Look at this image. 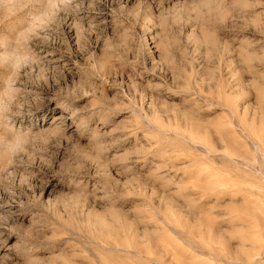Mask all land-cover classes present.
<instances>
[{"label":"rangeland","instance_id":"1","mask_svg":"<svg viewBox=\"0 0 264 264\" xmlns=\"http://www.w3.org/2000/svg\"><path fill=\"white\" fill-rule=\"evenodd\" d=\"M251 0H0L12 127L0 264H264V16Z\"/></svg>","mask_w":264,"mask_h":264},{"label":"clouds","instance_id":"2","mask_svg":"<svg viewBox=\"0 0 264 264\" xmlns=\"http://www.w3.org/2000/svg\"><path fill=\"white\" fill-rule=\"evenodd\" d=\"M248 8L255 10L262 9L258 13L264 16V0H251ZM19 65L12 56L0 59V79L6 74L12 73L13 78L18 74ZM17 92H0V173L7 171L19 157L30 148L35 147L38 142H43L41 134H33L12 127L11 117L18 115L12 111L13 107L19 108V104H14Z\"/></svg>","mask_w":264,"mask_h":264}]
</instances>
